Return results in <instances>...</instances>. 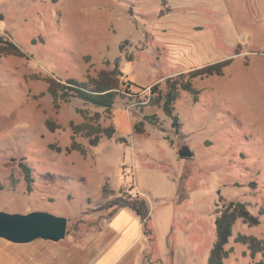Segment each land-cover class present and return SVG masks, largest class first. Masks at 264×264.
Wrapping results in <instances>:
<instances>
[{"label":"rangeland","instance_id":"obj_1","mask_svg":"<svg viewBox=\"0 0 264 264\" xmlns=\"http://www.w3.org/2000/svg\"><path fill=\"white\" fill-rule=\"evenodd\" d=\"M0 36L19 52L0 55V211L67 219L58 242L0 240L18 247L1 261L42 264L46 245L104 229L117 210L107 205L134 188L149 208L156 248L146 252L163 264H207L228 202L246 203L259 222L234 221L222 264H264L235 240L264 241V0H0ZM225 60L220 75L192 80L196 99L179 90L176 133L148 102L150 87L164 91L166 77ZM114 69L120 95L108 112L78 98L54 107L49 79ZM79 109L113 133L95 144L74 133Z\"/></svg>","mask_w":264,"mask_h":264},{"label":"trees","instance_id":"obj_2","mask_svg":"<svg viewBox=\"0 0 264 264\" xmlns=\"http://www.w3.org/2000/svg\"><path fill=\"white\" fill-rule=\"evenodd\" d=\"M5 46V47H4ZM4 48H7L6 50ZM12 52L19 54L17 46L13 42L3 40L0 36V55L3 53ZM229 60L218 61L215 63L207 64L198 68L190 69L186 72H180L174 76H169L164 79L165 90H158V84L150 87L151 96L148 102L157 105L161 111L171 118V126L177 133L180 128V122L177 115L174 113V102L178 96L179 90H185L193 94L196 99L197 90L192 85V80L195 78H202L209 75H220L222 69L227 65ZM118 71L114 70H101L95 77H89L87 81H78L73 78H68L65 81H56L49 79L47 82V92L52 96L54 107H59L61 102H69L72 98H78L84 103H89L97 107H102L105 111H109L115 98L120 95V90L117 87L116 74ZM83 122L79 125H71L74 133L88 137L91 144H95L98 136L104 134L110 136L113 133L112 126L103 127L99 123V115L96 113L88 116L86 111L79 109ZM106 112V113H107ZM143 119L148 123L153 124L152 116L144 115ZM143 122L138 121L134 124V130L140 132L142 130ZM94 136V138H92ZM72 148H76L72 146ZM24 173L25 180L31 181V169L25 164H20ZM254 185V184H252ZM112 208L111 213L121 207L131 209L140 219L142 224L143 233L148 239L153 238L152 231L147 228L149 221V208L145 199L138 195H125L117 196L107 205ZM259 213H264V208H260ZM237 218H241L244 223L248 225H256L259 220L256 216L250 214L246 208V203L243 202H228L224 204L218 214L215 216V241L209 251L207 264H222V261L227 257L230 250L225 248V245L230 235L231 226ZM237 242L246 244L253 257L255 253H260L264 257V241L254 236L237 235L235 238ZM253 264H263V260L255 261Z\"/></svg>","mask_w":264,"mask_h":264},{"label":"crops","instance_id":"obj_3","mask_svg":"<svg viewBox=\"0 0 264 264\" xmlns=\"http://www.w3.org/2000/svg\"><path fill=\"white\" fill-rule=\"evenodd\" d=\"M133 190L135 195L145 199L136 189ZM105 224L104 229L92 231L78 241L69 242L68 246L46 245L43 250L48 256L44 257L46 260L42 264H163L159 255L146 252L149 248H156L154 236L148 239L140 219L131 209L118 208ZM15 250L18 247L0 245L1 255L16 253ZM5 259V262L0 260V264H19L12 256Z\"/></svg>","mask_w":264,"mask_h":264},{"label":"water","instance_id":"obj_4","mask_svg":"<svg viewBox=\"0 0 264 264\" xmlns=\"http://www.w3.org/2000/svg\"><path fill=\"white\" fill-rule=\"evenodd\" d=\"M180 156H189L186 150ZM67 219L45 211L26 214L0 211V238L12 243H29L36 239L58 242L65 236Z\"/></svg>","mask_w":264,"mask_h":264},{"label":"built area","instance_id":"obj_5","mask_svg":"<svg viewBox=\"0 0 264 264\" xmlns=\"http://www.w3.org/2000/svg\"><path fill=\"white\" fill-rule=\"evenodd\" d=\"M131 193H132L133 195L136 194L135 191L133 190V188H131Z\"/></svg>","mask_w":264,"mask_h":264}]
</instances>
